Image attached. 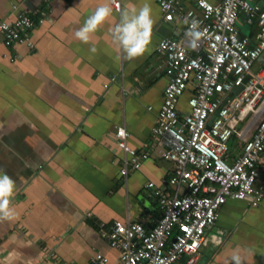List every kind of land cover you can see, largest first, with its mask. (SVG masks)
I'll use <instances>...</instances> for the list:
<instances>
[{
  "label": "crops",
  "instance_id": "1",
  "mask_svg": "<svg viewBox=\"0 0 264 264\" xmlns=\"http://www.w3.org/2000/svg\"><path fill=\"white\" fill-rule=\"evenodd\" d=\"M119 1L118 10L110 3L113 14L84 44L74 33L105 0H52L47 8L39 0H0V22L21 12L42 20L29 32L32 51L22 43L6 46L0 35V171L15 182L10 207L17 214L0 222V264H90L97 253L119 264L102 231L116 221L155 224L160 203L146 184L172 194L173 163L159 157L152 136L168 80L157 45L181 39L186 29L164 21L159 0H147L155 21L151 43L142 56L124 59L109 28L121 9L145 0ZM182 7L193 9L196 0H183ZM240 31L252 33L243 25ZM190 96L185 91L179 99L181 116ZM120 127L141 163L126 177L121 170L130 156L113 136ZM229 147L232 157L242 149L235 138ZM256 187L264 193V166ZM237 251L244 264H264V197L254 207L248 199H227L205 233L197 264H231Z\"/></svg>",
  "mask_w": 264,
  "mask_h": 264
},
{
  "label": "built area",
  "instance_id": "2",
  "mask_svg": "<svg viewBox=\"0 0 264 264\" xmlns=\"http://www.w3.org/2000/svg\"><path fill=\"white\" fill-rule=\"evenodd\" d=\"M39 1L46 8L52 2ZM182 1L159 0L164 21L183 23L186 30L181 39L163 38L157 45L168 80L152 128L159 157L173 163L168 178L173 190L158 192L153 183L145 185L161 208L152 227L116 221L102 231L118 250L119 264H178L182 257V264H197L200 244L225 201L248 199L254 207L264 197L256 187L264 166V63H258L264 52V0H196L193 9H184ZM110 3L120 8L119 0ZM34 15L21 12L0 22L6 46L22 43L34 50L29 32L42 22ZM186 17L199 22L195 42L186 35ZM240 25L252 33L243 35ZM256 64L260 68L253 70ZM185 91L191 93L189 109L181 116L178 102ZM113 136L130 156L121 170L126 177L141 163L127 147L123 127ZM232 138L242 148L235 157ZM90 264H107V259L97 253Z\"/></svg>",
  "mask_w": 264,
  "mask_h": 264
},
{
  "label": "clouds",
  "instance_id": "3",
  "mask_svg": "<svg viewBox=\"0 0 264 264\" xmlns=\"http://www.w3.org/2000/svg\"><path fill=\"white\" fill-rule=\"evenodd\" d=\"M112 14L113 8L110 6V0H105V3L96 7L85 19L83 26L75 31V38L88 44L91 34L95 33ZM154 23L152 7L147 0L139 7L130 4L127 8L121 9L119 21L109 28L110 40L116 52L128 60L142 56L151 43ZM184 23L189 24L186 35L195 42L201 35L197 31L199 22L196 20L189 22L186 17ZM89 51L95 53L96 48L93 46ZM14 190L15 182L6 173L0 171V222L16 218L15 210L10 207ZM230 259L231 264H244L245 256L242 251H237Z\"/></svg>",
  "mask_w": 264,
  "mask_h": 264
},
{
  "label": "water",
  "instance_id": "4",
  "mask_svg": "<svg viewBox=\"0 0 264 264\" xmlns=\"http://www.w3.org/2000/svg\"><path fill=\"white\" fill-rule=\"evenodd\" d=\"M258 63H259V64H263V63H264V52H263L262 55L259 57V59H258ZM235 91H237V90H235Z\"/></svg>",
  "mask_w": 264,
  "mask_h": 264
},
{
  "label": "rangeland",
  "instance_id": "5",
  "mask_svg": "<svg viewBox=\"0 0 264 264\" xmlns=\"http://www.w3.org/2000/svg\"><path fill=\"white\" fill-rule=\"evenodd\" d=\"M258 68H260V65H259V64H256V65L253 67V70H256V69H258Z\"/></svg>",
  "mask_w": 264,
  "mask_h": 264
}]
</instances>
